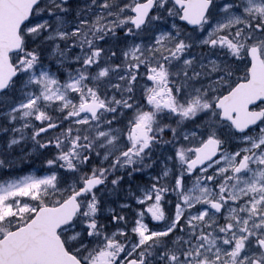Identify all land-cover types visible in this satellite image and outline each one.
<instances>
[{
	"label": "snow or ice",
	"instance_id": "snow-or-ice-1",
	"mask_svg": "<svg viewBox=\"0 0 264 264\" xmlns=\"http://www.w3.org/2000/svg\"><path fill=\"white\" fill-rule=\"evenodd\" d=\"M0 264H264V0H0Z\"/></svg>",
	"mask_w": 264,
	"mask_h": 264
}]
</instances>
